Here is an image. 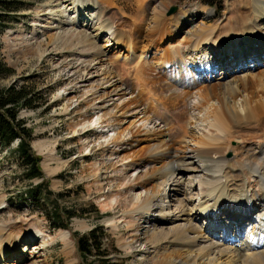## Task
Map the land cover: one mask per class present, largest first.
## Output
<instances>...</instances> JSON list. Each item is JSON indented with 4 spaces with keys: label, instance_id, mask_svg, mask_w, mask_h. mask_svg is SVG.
<instances>
[{
    "label": "rangeland",
    "instance_id": "rangeland-1",
    "mask_svg": "<svg viewBox=\"0 0 264 264\" xmlns=\"http://www.w3.org/2000/svg\"><path fill=\"white\" fill-rule=\"evenodd\" d=\"M163 1L164 5L159 7L162 13L159 19L161 21L156 22L152 10ZM250 1L251 7L247 0H224L221 12H212L210 7L203 6L196 0H108L104 5L101 0H20V4L15 3L20 9L16 16L6 19L9 27L0 34V58L14 74L0 81V87H24L33 97L34 107L21 110L18 118L24 120L32 131L34 139L31 148L40 158L39 166L48 183V189L58 196L56 202L59 208L76 212L81 217H74L67 231L51 229L46 217L38 209L18 199L20 192H24L30 183L37 184L39 181L27 183L23 180L16 158L3 152L0 154V248L3 246L1 255L6 253V256L4 259L0 256V264H83L72 234L88 232L97 224L103 226L110 234L125 264H155L161 253L163 254L165 249L168 253L171 248L164 242L161 243L160 238L150 242V233L157 229V232L162 231L167 235L175 225L180 224L198 226V230L194 234L189 232V236L197 238L201 244L221 243L229 246L231 250L240 249L239 252L243 253L241 250L245 248L246 241L245 238L240 239L239 235L256 225L257 216L264 212V206L259 205L250 215L251 219L242 221L236 218L241 214L234 211L236 207L231 209L223 205L219 208L220 212L219 209L211 211L205 204L199 208V181L207 176L215 177L211 181L214 184L226 179L223 176L217 178L218 173L214 165L207 163L205 158L201 157L199 165L205 167L207 173L199 169L193 172L191 188L188 183L189 174L176 173L173 181L167 183L163 190L160 189V194L158 193L162 207L154 202L151 209L140 213L139 216H143V219L138 221L137 215H134L135 219L131 222L132 219L125 213L131 209L132 204L148 196L150 190L148 187H135L125 192L121 190V186L129 177L139 185L148 175L143 169L134 172L133 168L128 167L131 163L149 161L147 156L142 157V151L146 148L158 145V142L164 139L172 146L168 152L173 153L180 149L178 153L183 155L186 149H197L193 137L210 135V119H207L208 123L202 121L205 113L193 109L197 97L194 90L190 91L192 80H196V85L203 81H207L210 86L223 84L220 88L225 93V84L234 79H252L264 74V56L258 55L260 48L264 51V34L258 32L253 36H240L222 41L221 47L218 45L219 55L211 53L215 52L216 48H213V51L208 49V56L219 58L218 60L223 62L222 68L218 67L212 73L200 71L194 77L178 70L179 65L174 70L169 65L161 69L160 65L158 67L153 63L162 54V50L175 49L187 43L184 49L189 46L192 37L186 32L194 28L203 25L205 28L209 27V30L214 29L216 39L220 34L225 35L223 31L230 26L232 20L234 22L238 13L246 17L251 16L253 20L251 8L254 1ZM81 2H93L98 9L78 12L77 9L84 5L80 4ZM172 6H176L177 11L168 16V10ZM195 8L208 12L202 13ZM204 14L207 17L202 16ZM92 15L99 20L92 22ZM177 19L191 21L192 24L186 26L183 31L172 34L171 22ZM249 22L251 23L247 21L244 24L247 25L246 28L250 25ZM236 23L241 24L240 19H237ZM256 23L257 29L264 32V17L262 22L257 20ZM98 24L103 28H99ZM106 25L111 28L112 37L105 30ZM147 29L151 30V33L147 32ZM160 30L164 34H160ZM81 38L87 44L95 45L97 49L81 57V62L73 61V53L63 50L64 47L60 43H72L73 40ZM231 39L234 42L229 43ZM253 46L256 49L250 48ZM31 47L32 49L27 51ZM250 49L251 52H245ZM145 62L152 64L149 68L145 67L147 71L142 75V65H145ZM161 70L171 75L164 76ZM92 88L94 89L90 91ZM173 95H180L184 100L177 102ZM128 101L135 103V106L128 107ZM97 107L98 109H95ZM159 110L162 114L160 116L165 118L164 122L156 120L155 115ZM142 112L143 115L151 117L152 127L161 131L160 138L142 132ZM96 116L100 118L99 122L104 123L101 126H105L109 121L111 128H100L95 124L90 126L89 120L96 119ZM257 121L255 125L246 128L243 125L236 129L234 139L226 141L229 147L225 159L230 167L241 158L264 164L257 146L261 144L264 147V115L259 116ZM182 125H185L187 132L180 137V131L176 129ZM99 131H103L101 135L98 134ZM122 132L130 134V146L120 149L123 145L121 137L117 140L119 147L115 148V145L111 144L112 140L118 138ZM214 136L219 137L217 133ZM219 145L225 147L223 141ZM13 148L14 145L11 146V149ZM44 159L54 160V163L48 166L50 169H57L56 164L59 163L54 175H48L42 167ZM160 165L161 163L156 162L151 167L157 168ZM230 169L232 168L225 172L230 173ZM244 175L241 173V177L235 181L227 176L225 185L228 184V195L233 196L235 192L245 191L243 187L247 188L249 183ZM252 187L255 189L253 185ZM111 196L115 200L119 199L120 205L108 207L106 201ZM54 199L52 196L47 198L48 202L52 203L55 202ZM161 208L164 209L159 212ZM95 209L101 214L99 219L94 215ZM222 211L224 215L220 216ZM226 211L235 216L226 217ZM76 220L84 222L86 228L75 229L73 224ZM60 233L68 237V242L49 241ZM14 238L16 239L12 242ZM180 255L177 261L193 264V261L188 259L192 256L191 252L183 249L180 250ZM225 259V256L219 258L220 261ZM224 262L226 264L227 261Z\"/></svg>",
    "mask_w": 264,
    "mask_h": 264
},
{
    "label": "bare ground",
    "instance_id": "bare-ground-1",
    "mask_svg": "<svg viewBox=\"0 0 264 264\" xmlns=\"http://www.w3.org/2000/svg\"><path fill=\"white\" fill-rule=\"evenodd\" d=\"M68 1H71V0H68ZM101 1H103L102 3L104 5L105 3H107L108 0H101ZM166 1L168 2L171 0H166ZM253 1L254 3L252 4V8H251L253 15H254L253 20L251 19L252 18L251 16L246 17L242 15V13H238L236 17L234 18V22L232 20V22L230 23V26H227V29L223 31V34L225 35L222 36L220 34L219 36H216V39H215L216 33L214 32V29L209 30V27L205 28L203 25H201V27L194 28V30L186 32L187 35H191L192 37L191 38L192 42H190L191 41L190 39L189 46H187L184 49V47L188 44L187 43L185 46H177L175 47V49L169 48V49H165L164 51L160 50L162 54H160L159 57L155 59L156 62H153V63L156 64L158 67L160 65L161 69L163 66L168 67L169 65V67L174 68V70H176L177 68L176 66L179 65L178 70H180L181 72L188 73V75H192L194 77H196V75H198L199 74L198 72L200 71L212 73L216 68L218 67L222 68L221 66L223 62L221 60H218L219 58H213V57L208 56V49L213 51V48H216L215 52L213 51L211 53L212 54L216 53L219 55L220 47H221L222 41L224 40H227L230 38L235 39L236 37H240V36L241 37L253 36L255 32H258L261 35L264 34V32H261L260 30L257 29L258 24L256 23L257 20H259V22L263 21L264 1L262 0H253ZM74 2H72V4H75ZM164 2L165 1L160 2L159 3L160 6L158 4L152 10L153 17H155L156 22L161 21L159 19L161 18L162 13L160 12L161 8L159 7L164 5ZM249 2L251 1L247 0V4L249 5V7H251ZM80 4L83 5L84 3L81 2ZM75 7H77V5H75ZM86 9H89L90 11L91 10L97 11L98 7L96 6L95 3L92 2V4L85 3L83 6L80 7V9H77V10L78 12H84ZM195 9H198V8H195ZM198 10L199 12L202 11V13L205 11L208 12V10H203L201 8ZM199 12L197 11V14ZM191 14H194V12H192ZM202 16L207 17L206 14ZM91 17H94V15H92ZM237 19H240L241 24L238 23L239 24L238 25L236 23ZM90 20L92 22L93 20L98 21L99 18L94 17L93 19L90 18ZM247 21H251V23L249 22L251 26L249 25L250 27L248 26V28H246L247 25L244 26V24H246ZM190 24H192L191 21L186 22L184 20L181 21V19H177V21L175 20L174 22H171V25L173 28L171 32L172 34L181 32L185 29L186 26L189 27ZM99 28H103V26L99 25ZM105 30L107 31V33L109 32V36L110 35L111 37L113 36V33L110 32L111 31L110 27L107 26ZM155 30L156 29H154V32ZM150 31L151 30L147 29V32L151 33ZM159 33L164 34V32L161 33V30L159 31ZM232 39L229 41V43L234 42V40ZM89 44H87V42H85V40L82 38L75 39L73 40L72 43L66 44V43H63V41L60 43V45L64 47L63 50L73 53L72 55L73 61L76 60L80 62H81V57L87 56L91 53V51H95L97 49L95 45L91 46ZM262 45H264V41ZM235 46L237 47V44H235ZM128 48H129V45H128ZM250 48L256 49L254 46ZM31 49L32 47L27 49V51ZM129 52H130V48H129ZM245 52H251V49ZM258 55L264 56V51H262L261 48L258 51ZM258 55L257 57H259ZM144 56L146 55L144 54ZM239 56H241V54ZM176 59L177 61H175ZM254 62L255 61H253V64ZM150 64L152 63L145 62V65H142V75L145 71H147L146 70L147 68L145 69V67L146 66L148 67ZM212 64H214V66ZM161 74L164 76L171 75V73L165 72V71H162ZM142 81H144L143 78H142ZM222 85L210 86L207 83V81L205 82L203 81L200 85H196V80L195 81L192 80L190 91L194 90V93H195L194 95H196L197 97L196 98L197 100L195 101L193 105V109L198 111L199 113L201 112L205 113L202 121L205 120V122H207V119H210V122L209 123L207 122L209 126L208 132L210 135L202 134L201 136L199 137L195 136L192 139L193 142H196L197 149H194V150L186 149L183 155H179L178 151L180 149L179 150L177 149L173 153L168 152L172 148V146L169 144L170 142L168 143L167 141L162 139V141L158 142V145L157 144L153 145L152 147H148L142 151V157L147 156L149 161L142 160V163H139V164L131 163L130 165H128V167L133 168L134 172H137L143 169L144 173H147L148 175L144 179L142 178L143 180L139 185L135 184V180L131 179L130 177L127 178L126 182L121 186V190H125V192H129L133 190L135 187H139L142 189H145L146 187H148V190H150L149 195L141 198L138 202L132 204L130 206L131 209L126 207L127 209H130V210H127L125 214L127 217L132 219L131 222H133L135 219L134 215L138 216L137 217L138 219L136 221L143 219V216H139L140 213H143L146 210L148 211V209L152 207V205H154L153 204L154 202H157V205L159 204V206L162 207V204H161L162 200L161 201L158 200L160 197L159 191L160 189L163 190L167 183H169L170 181H173L172 180L173 176L176 175V173L179 175L189 174L188 183H189V188H191L193 172H196V170L199 169L203 171L204 173H207L206 168L205 167L203 168L202 165H199L201 163L200 161L201 157L205 158L207 163L214 165L215 171L218 173V175L216 174L217 178H221L223 176L227 179V176H228L229 178H231V180L235 181V179L238 180V178L241 177L240 174L242 173L247 176L249 186L247 188L243 187L245 191H243L242 193L235 192L234 195L231 196L227 194L228 184L225 185L226 179L224 181H221L220 183L214 184V183H211V181L215 177L207 176L206 179L204 180L201 179V181H199V189L197 193V196H199V202H200L199 208L201 205L205 204V206H207L208 209L215 212L214 210L219 209L223 205L231 209L236 207L234 211L235 212L238 211L236 213H241L240 215H237L236 218L242 221L243 219H247V220L251 219L250 215L259 205L264 206V173H263L264 164L260 161L255 162L253 160H247V159L243 160V158H241L240 160L234 162L235 165L233 164L234 165L233 167H230L225 159V154L229 147L227 142H229L230 139L232 138L234 139L235 137L234 134H236L235 130L241 128V126L243 125H244L243 126L244 128L249 127L252 124L255 125L258 122L257 121L258 117L264 115V74L257 76V77H252V79L250 78L242 79V80L241 78L240 80L234 79L232 82L225 84V88H227L225 93H223V91L220 88L222 87ZM93 89L94 88L90 89V91H92ZM174 98L177 102L184 100L183 99L184 97L182 98L180 95H176L174 96ZM127 104H128V107H130L131 105L135 106V103L132 104L131 101H128ZM95 109H98V107ZM156 113H157V115H155L156 120H160L164 122L165 118L160 116L161 114L160 110L157 111ZM142 115H143V112H142ZM143 117L144 119H142V123L140 126V128H142V132L145 134H152L153 136L160 138L161 131L156 129L155 127H152L153 126L152 120H150L151 117L145 116V115H143ZM95 118L96 119L93 118L89 120L88 123L91 124L90 126H92V124H95L96 127L97 125H99L100 128L101 127L111 128L110 126L112 125L108 123L109 121H107L105 126H101L103 122L98 121L100 119L98 118V116H96ZM143 121H146V122H143ZM85 125H87L86 122H85ZM90 126H88V128ZM83 128H85V126H83ZM178 128L176 130L180 131V134H179L180 137L182 136V134L184 136V133L187 132L185 125L179 126ZM111 131L113 132L114 128ZM102 132L103 131H99L98 134L101 135ZM124 132H122L118 138H114L112 140L111 144H114L115 148L119 147V145L117 144V140L120 139L121 137H123L122 139L123 145H121L120 149L123 146H127V147L130 146V144L128 143L130 134L128 133L124 134ZM138 133L139 132H136V134ZM215 133L218 134L219 136L218 138H215L214 136ZM133 137L134 135H132V139ZM221 141L225 143L224 148L219 145ZM257 146L259 148V155L263 160L264 159V149H263L264 147H262L261 144ZM162 151H165V152H162ZM156 162L161 163L160 167H157V168H155L154 166L151 167V165ZM51 163H54V160L44 159L42 163V167L47 172V174L50 176L54 175L55 172H57L58 166H59V163H57L56 164L58 165L57 169H50L48 166ZM229 168H232V169H230L231 172L227 174L225 170L227 169L229 170ZM151 170L152 172H150ZM95 177L98 178V176H95ZM252 185L255 187V189H253ZM118 200H115V198L111 196L109 200L106 201V203L108 207L114 208L115 206L117 207L118 205H120V202ZM161 209L159 210V212H162L164 208L162 210ZM223 211H222V214L219 213L220 216L224 215ZM219 212H220V209H219ZM166 215L168 214L166 213ZM225 215L226 217L235 216V214H232L230 211H226ZM256 215H258V213ZM162 216L164 217V215ZM248 216H250V218H248ZM209 219H211V217H209ZM257 219L258 221L256 225L252 227L251 231L250 230L245 231L246 233L244 237L246 241L244 244L245 248L241 250L243 253L239 252L240 249L231 250L229 246L221 244V243L218 244V243L212 242L208 244L206 243L201 244V241L196 240L197 238L195 239V237L189 236L190 234L189 232L191 233L193 232L194 234V232L198 230L197 229L198 226L197 227L192 226L191 224L190 225L188 224L175 225L174 228H172V231L170 230V232L167 233V235L164 234L162 231L157 232L156 231L157 229L153 230L150 233L151 237L149 241L154 242L158 238H160L159 240L161 243L164 242V244L169 245V247L171 248L170 252L168 251V253L165 252L166 250L165 249L164 253L163 254L161 253V256L159 255L160 257L157 260V262L155 261L156 262L155 264H188L187 262L183 263L181 260L177 261V258L181 257L180 250H183V249H186L188 250V252H191L192 256H189L190 258L188 257V259L193 261L192 262L193 264L195 262H199V264H225L224 262L225 260L227 261L226 264H264V212L259 214L257 216ZM73 225H74L73 227L77 230L78 229L83 230L86 228V224L78 220H76ZM209 225H211V223H209ZM214 226L219 227L217 225H214ZM135 232H137V230ZM16 238H14L12 242L15 241ZM67 239L68 237H66L64 233H60L56 238H53V240L50 238L49 241L58 240L60 242L66 243L68 242ZM0 246H1V242H0ZM66 246H68V243L66 244ZM1 250L4 251L3 246L0 248V256L1 258L4 259V257L6 256V253H3V255H1L2 254ZM220 256H225L226 259L224 261H220L219 260Z\"/></svg>",
    "mask_w": 264,
    "mask_h": 264
},
{
    "label": "trees",
    "instance_id": "trees-1",
    "mask_svg": "<svg viewBox=\"0 0 264 264\" xmlns=\"http://www.w3.org/2000/svg\"><path fill=\"white\" fill-rule=\"evenodd\" d=\"M10 0H0V34L8 27L6 19L16 16L19 6ZM200 4L221 12L224 0H196ZM13 13L12 15H9ZM14 18V17H13ZM15 19V18H14ZM1 48V44H0ZM14 71L0 58V81L13 75ZM32 99L24 87H0V154L3 152L13 155L21 169V178L27 183L39 180L37 184L30 183L24 192H20L18 199L38 209L48 221L49 227L55 230H68L71 219L78 215L76 212L60 209L58 196L48 189V183L40 169V158L33 152L31 142L34 137L25 121L18 118L23 109H32ZM14 142L16 146L11 149ZM48 195V196H47ZM55 197V202H48L47 198ZM96 219L101 217L97 209L94 210ZM76 249L83 264H125L121 252L115 247L110 234L103 226L97 224L85 233L74 232Z\"/></svg>",
    "mask_w": 264,
    "mask_h": 264
},
{
    "label": "water",
    "instance_id": "water-1",
    "mask_svg": "<svg viewBox=\"0 0 264 264\" xmlns=\"http://www.w3.org/2000/svg\"><path fill=\"white\" fill-rule=\"evenodd\" d=\"M177 11V7L173 6L168 11V16L174 14Z\"/></svg>",
    "mask_w": 264,
    "mask_h": 264
}]
</instances>
